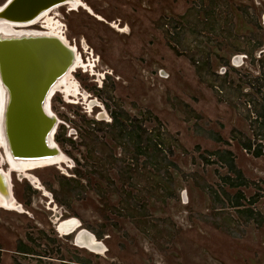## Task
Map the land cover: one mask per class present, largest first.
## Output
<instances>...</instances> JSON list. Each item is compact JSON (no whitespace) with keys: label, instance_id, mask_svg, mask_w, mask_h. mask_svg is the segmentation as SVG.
I'll list each match as a JSON object with an SVG mask.
<instances>
[{"label":"rangeland","instance_id":"1","mask_svg":"<svg viewBox=\"0 0 264 264\" xmlns=\"http://www.w3.org/2000/svg\"><path fill=\"white\" fill-rule=\"evenodd\" d=\"M83 2L51 14L94 69L52 101L70 163L13 174L0 264H264V0Z\"/></svg>","mask_w":264,"mask_h":264},{"label":"water","instance_id":"2","mask_svg":"<svg viewBox=\"0 0 264 264\" xmlns=\"http://www.w3.org/2000/svg\"><path fill=\"white\" fill-rule=\"evenodd\" d=\"M68 0H9L0 11V20L16 24L35 21L44 11ZM74 50L50 37L0 39V79L10 93L6 130L17 158L43 159L52 156L48 133L55 119L45 113L49 88L74 60ZM100 118L105 117L100 114ZM4 193L12 197L5 175Z\"/></svg>","mask_w":264,"mask_h":264},{"label":"bare ground","instance_id":"3","mask_svg":"<svg viewBox=\"0 0 264 264\" xmlns=\"http://www.w3.org/2000/svg\"><path fill=\"white\" fill-rule=\"evenodd\" d=\"M7 0L5 3H7ZM0 5V11L3 6ZM62 6H69V10H77L80 7H85L83 0H68L67 3L55 6L51 9L44 11L39 17L27 24H16L13 22H8L5 20H0V39H11V38H20V37H50L62 41L65 45L70 46L74 52L75 57L71 65L63 74H61L54 81L52 86L49 88L46 100H45V113L50 118L55 119V125H53L52 130L48 133L47 141L49 146L55 149V153L47 158L43 159H28V158H17L12 149L10 138L8 137L6 130V112L9 104L10 93L6 86L2 83L0 79V174L5 175L8 178V181L12 185V176L13 174H18L26 179H28L37 189L43 190L42 184L39 179L30 174L31 172L47 167L58 166L59 168L63 165L70 163L69 157L65 155L60 149L59 145L55 140V135L58 130L59 124H61L60 119L57 118L55 113L52 110V101L56 95H61L67 102L73 98H79L83 96L86 103H88V94L82 93L80 86L75 78V74L78 70H83L87 72H94L93 65L90 63L86 64V60H83V55L79 52L76 45H73L65 35L64 30L61 28L59 21L55 20L54 17H51L52 12L56 11ZM90 10V9H89ZM57 13V11H56ZM56 17V16H55ZM57 18V17H56ZM58 19V18H57ZM101 20V19H100ZM39 25L40 30L32 29L33 27ZM76 44V43H75ZM240 58L235 59V63L239 62ZM76 100V99H75ZM71 102V101H70ZM89 105V106H88ZM87 108L92 110L93 104H87ZM101 116V115H99ZM98 119H101L98 117ZM5 183L1 177L0 179V208L9 211H21V206L18 205L16 199L12 194V197L9 199L5 196L4 193ZM45 191V190H44ZM13 192V188H12ZM47 195V194H46ZM48 196V195H47ZM51 197V196H50ZM186 200V199H185ZM80 223L76 219H69L61 221L58 224V231L63 236L71 235L75 233V245L80 248H87L92 252L95 251H105V246L102 242H99L95 239V236L83 230L78 232Z\"/></svg>","mask_w":264,"mask_h":264},{"label":"trees","instance_id":"4","mask_svg":"<svg viewBox=\"0 0 264 264\" xmlns=\"http://www.w3.org/2000/svg\"><path fill=\"white\" fill-rule=\"evenodd\" d=\"M117 119L114 117V122H116ZM221 154V153H220ZM226 155H228L229 157L232 156V154L230 152H225V157L222 155H219L218 157L220 158L221 161H225L226 162ZM260 154H257V156ZM227 164H229L230 166L233 164V161L231 159L228 158ZM240 205L238 204L237 207H239Z\"/></svg>","mask_w":264,"mask_h":264},{"label":"flooded vegetation","instance_id":"5","mask_svg":"<svg viewBox=\"0 0 264 264\" xmlns=\"http://www.w3.org/2000/svg\"><path fill=\"white\" fill-rule=\"evenodd\" d=\"M77 220V219H76ZM80 223V222H79ZM81 227V223H80V226H79V228ZM81 231H83V230H80L79 232H81ZM66 236H69V235H66ZM95 239L97 240V238L95 237ZM98 241V240H97ZM100 242V241H99ZM80 248V247H79Z\"/></svg>","mask_w":264,"mask_h":264}]
</instances>
